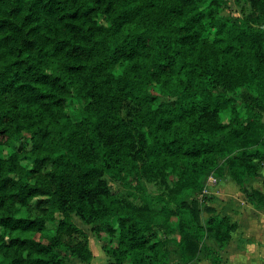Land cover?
I'll return each mask as SVG.
<instances>
[{"label": "trees", "instance_id": "16d2710c", "mask_svg": "<svg viewBox=\"0 0 264 264\" xmlns=\"http://www.w3.org/2000/svg\"><path fill=\"white\" fill-rule=\"evenodd\" d=\"M249 3L0 0V264L90 263L72 212L97 238L115 216L112 264H189L202 247L221 264L235 224L211 207L202 221L194 196L210 174L244 190L264 161V0Z\"/></svg>", "mask_w": 264, "mask_h": 264}, {"label": "rangeland", "instance_id": "374dc122", "mask_svg": "<svg viewBox=\"0 0 264 264\" xmlns=\"http://www.w3.org/2000/svg\"><path fill=\"white\" fill-rule=\"evenodd\" d=\"M227 2V7L221 11L225 16H241L251 8L249 0H227ZM252 93L246 84L242 83L237 92L228 94V96L233 103L240 106L244 100L252 96ZM78 114V110L73 108L72 115L77 118ZM262 118L264 121V112ZM4 152L6 153V150ZM210 176L215 177L216 182L209 181ZM100 179L115 192L122 191L118 181L106 175H100ZM144 183L151 195L160 194L167 189L158 182L145 181ZM194 197L201 202L202 221L209 216L206 208L211 207L215 214L227 216L235 224L229 244L219 251L222 258L221 264H264V161L259 162L256 171L248 177L244 190L229 177L218 178L210 174L204 179L202 190ZM29 214L34 215L35 212L31 210ZM71 218L88 236V246L93 254L88 264H112L101 246L108 240V227L117 229L115 216L109 215L101 219L98 238L93 235L91 225L85 223L77 214L72 212ZM47 227L50 229V237L56 235L53 222H48ZM61 239L67 240V237L63 236ZM204 241L206 245L216 247L212 238H205ZM78 242L79 238L70 241L71 244ZM61 255L65 256L66 264H87L70 250L62 251ZM208 255V250L202 247L189 264H210L211 260ZM177 261L176 253H172L171 262L179 264Z\"/></svg>", "mask_w": 264, "mask_h": 264}, {"label": "built area", "instance_id": "2783aa9c", "mask_svg": "<svg viewBox=\"0 0 264 264\" xmlns=\"http://www.w3.org/2000/svg\"><path fill=\"white\" fill-rule=\"evenodd\" d=\"M209 181H211V182H216V178H215V177H212V176H210V178H209Z\"/></svg>", "mask_w": 264, "mask_h": 264}]
</instances>
